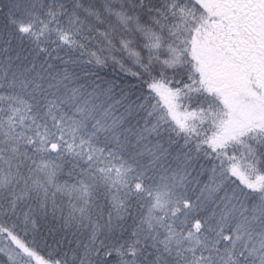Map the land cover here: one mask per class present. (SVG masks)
Listing matches in <instances>:
<instances>
[{
	"label": "snow or ice",
	"instance_id": "6c2138e0",
	"mask_svg": "<svg viewBox=\"0 0 264 264\" xmlns=\"http://www.w3.org/2000/svg\"><path fill=\"white\" fill-rule=\"evenodd\" d=\"M0 264H264V0H0Z\"/></svg>",
	"mask_w": 264,
	"mask_h": 264
}]
</instances>
